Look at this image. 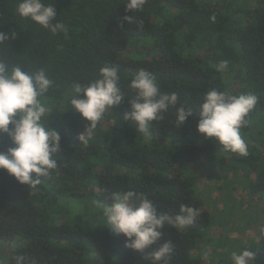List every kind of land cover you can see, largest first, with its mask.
<instances>
[{"label":"trees","instance_id":"16d2710c","mask_svg":"<svg viewBox=\"0 0 264 264\" xmlns=\"http://www.w3.org/2000/svg\"><path fill=\"white\" fill-rule=\"evenodd\" d=\"M18 2L0 0V32L9 36L0 44V59L9 69L43 68L53 80L41 100L51 109L45 123L60 133L62 151L56 157L59 168L41 177L36 190L0 168V242L9 249L3 264H15L17 255L26 257L25 264H150L143 256L151 249L140 254L125 247V237L103 223L99 203L128 190L172 216L180 204L198 209L191 226L166 224L157 246L173 243L170 264H203L201 247L211 215L197 195L192 166L212 156L218 141L197 131L199 106L208 88L237 96L254 93L258 103L241 135L264 114V0H147L137 11L126 10V0H45L55 5L57 20L65 25L56 34L18 15ZM139 44L146 48L143 54L120 57ZM221 61L227 62L222 71L217 69ZM104 66L118 69L125 96L106 110L83 144L77 138L89 122L68 101L75 82L87 85ZM141 68L153 74L161 92L179 96L178 104L149 126L151 140L123 120L135 97L128 84ZM230 78L237 80L233 90L227 89ZM181 105L194 110L182 127L176 123ZM0 137V152H7L12 141L5 133ZM259 158L250 148L232 165L253 175L247 189L264 208ZM257 254L264 256L262 235Z\"/></svg>","mask_w":264,"mask_h":264},{"label":"clouds","instance_id":"9594fccd","mask_svg":"<svg viewBox=\"0 0 264 264\" xmlns=\"http://www.w3.org/2000/svg\"><path fill=\"white\" fill-rule=\"evenodd\" d=\"M146 3L147 0H126L125 6L126 10L137 11ZM16 12L53 34L66 30L65 25L57 20L52 2L19 0ZM125 19L131 21L133 17ZM139 26L142 27V22ZM8 40L9 36L0 32V44ZM226 68V61L217 66L221 71ZM52 86L53 80L45 69L26 71L19 66L9 69V64L0 59V133L7 134L12 141L7 152H0V168L33 190L41 184V177H51L53 170L59 168L56 157L62 151L61 136L53 127L46 125L45 119H49L52 112L41 100ZM128 87L134 90L135 97L129 99L130 110L123 113V120L134 123L137 132L151 140L153 133L149 126L154 120H162L169 106L178 104L179 96L176 92H161L153 74L143 68L138 70ZM124 96L118 69L114 66L101 67L99 76L87 85L75 82L68 103L89 122L78 135V141L87 144L106 110L121 104ZM258 99L254 93L237 96L208 88L199 106L197 131L205 138H216L220 150L247 156V144L240 130L247 125L246 117ZM193 111L191 107H178L177 125L182 127ZM104 200L110 203L102 201L98 205L102 209L103 223L114 233L125 237V247L140 254L151 249L143 256L150 264H160L161 261L170 264L173 243L165 241L157 246L166 224L174 229H184L193 225L200 215L198 209L185 204H180L179 212L174 216L159 212L151 199L138 196L132 190L113 192ZM260 233L264 236V226L260 227ZM255 256L254 251L245 248L239 253L232 252L231 261L233 264H254ZM13 259L15 264H25L26 257L17 255Z\"/></svg>","mask_w":264,"mask_h":264},{"label":"rangeland","instance_id":"374dc122","mask_svg":"<svg viewBox=\"0 0 264 264\" xmlns=\"http://www.w3.org/2000/svg\"><path fill=\"white\" fill-rule=\"evenodd\" d=\"M145 51L146 48L140 46L122 51L120 57H136ZM226 84L227 89L233 90L237 80L230 78ZM241 136L248 149L260 153L259 168L264 167V114L253 122L250 132ZM220 147L218 143L212 156L203 157L192 166L197 195L211 215V226L204 232L205 243L201 247L203 264L215 261L222 264L231 260L232 252L239 253L245 248L256 253L254 264H264V256L257 254L260 227L264 226V208L262 201L249 194L247 189L253 175L232 165V159L240 155L226 153ZM221 160L222 165L219 164ZM8 252L6 244L0 242L1 261Z\"/></svg>","mask_w":264,"mask_h":264}]
</instances>
